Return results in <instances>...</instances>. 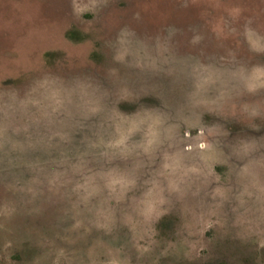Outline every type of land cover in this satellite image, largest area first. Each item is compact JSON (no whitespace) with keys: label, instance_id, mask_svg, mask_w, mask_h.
<instances>
[{"label":"rangeland","instance_id":"1","mask_svg":"<svg viewBox=\"0 0 264 264\" xmlns=\"http://www.w3.org/2000/svg\"><path fill=\"white\" fill-rule=\"evenodd\" d=\"M0 264H264V0H0Z\"/></svg>","mask_w":264,"mask_h":264}]
</instances>
